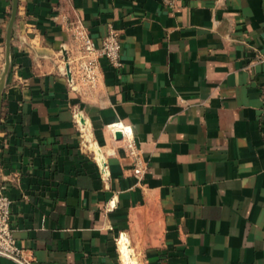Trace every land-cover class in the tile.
Returning a JSON list of instances; mask_svg holds the SVG:
<instances>
[{"label": "crops", "instance_id": "crops-1", "mask_svg": "<svg viewBox=\"0 0 264 264\" xmlns=\"http://www.w3.org/2000/svg\"><path fill=\"white\" fill-rule=\"evenodd\" d=\"M13 2L0 0V187L16 243L37 264H123L125 233L129 264H264V0H17L4 69ZM76 22L96 44L120 39L122 66L101 58L94 87L65 74Z\"/></svg>", "mask_w": 264, "mask_h": 264}, {"label": "built area", "instance_id": "built-area-1", "mask_svg": "<svg viewBox=\"0 0 264 264\" xmlns=\"http://www.w3.org/2000/svg\"><path fill=\"white\" fill-rule=\"evenodd\" d=\"M73 29L75 48L67 55L70 83L94 87L100 78L99 60L101 58H105L111 67L122 66L118 32L110 28L101 42L96 44L80 22H76ZM107 127L111 133L114 130L122 132L124 149L132 159V172L138 179H141L147 172L148 165L135 142L131 126L121 121H115L108 124ZM2 189L0 187V256L10 259L16 264H37L35 257L16 243L10 225V200Z\"/></svg>", "mask_w": 264, "mask_h": 264}, {"label": "water", "instance_id": "water-1", "mask_svg": "<svg viewBox=\"0 0 264 264\" xmlns=\"http://www.w3.org/2000/svg\"><path fill=\"white\" fill-rule=\"evenodd\" d=\"M16 10H17V0H14L12 10H11V14H10V19H9L8 26H7V31H6L5 56H4L5 67H4V69L6 67H8V64H9L10 37H11V31L13 29L14 20L16 17ZM62 54H63V60L65 62V64H64L65 74L67 75L68 80H70L71 78H70V72H69L68 65H67V55H66V53H62ZM0 107H1V88H0ZM74 118H75V122L77 124L78 130L81 132L82 144L85 145L86 150L93 153L94 159L98 164V167L100 169V172L102 173L103 178L107 179L108 178V170H107V166L105 164L104 155H103V152L101 150V147L97 144V142H95L93 140L92 133L90 130V124L86 121V119L84 118L83 114L80 111H76L74 113ZM112 135L115 139H121L122 138V132L118 131V130L112 131ZM123 237L125 239H128V237L125 233H120L118 240H117V245H118V249H119L120 256H121V261L124 264V262L122 260L123 254H122V250H121V242H124V240H122ZM126 247H127V250H129V248H131L129 240H128ZM127 253H128V251H127Z\"/></svg>", "mask_w": 264, "mask_h": 264}, {"label": "bare ground", "instance_id": "bare-ground-1", "mask_svg": "<svg viewBox=\"0 0 264 264\" xmlns=\"http://www.w3.org/2000/svg\"><path fill=\"white\" fill-rule=\"evenodd\" d=\"M122 240H124V242H121V250H122V254H123L122 258H123V261H124L125 264H129L131 262V260H130V250H127V247H126V245L128 243V240L125 239L124 237H123ZM127 251H128V253H127Z\"/></svg>", "mask_w": 264, "mask_h": 264}]
</instances>
